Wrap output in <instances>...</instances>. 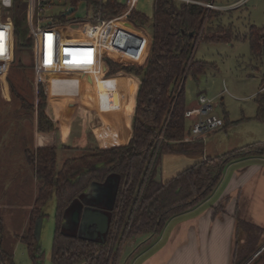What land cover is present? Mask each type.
I'll return each instance as SVG.
<instances>
[{"label":"trees","instance_id":"trees-1","mask_svg":"<svg viewBox=\"0 0 264 264\" xmlns=\"http://www.w3.org/2000/svg\"><path fill=\"white\" fill-rule=\"evenodd\" d=\"M189 1L154 0L152 19L134 9L129 10L117 0H67L74 11L70 15L60 13L51 17L44 16L42 12L41 4L44 6L45 1L38 3L32 21L37 23L39 18L46 19L45 26L67 24L68 17L79 3L86 4L93 24L128 12L130 21L149 28L151 48L148 61L142 66L122 65L104 59L108 66L107 76L125 71L141 79L129 141L108 149H86L80 156L65 160L59 170L56 169V128L45 111L44 84L37 85V103L34 105L27 103L8 79L21 108L35 113L37 121L38 145L33 150L26 147L24 155L40 185L29 213L26 232L14 237L15 241L25 245L32 264H42V251L34 230L36 221L47 216L45 207L52 199L54 230L50 263L115 264L124 242L141 235L161 234L172 218L209 199L228 164L248 156L235 150L220 156H204L202 139L185 141L190 135L185 117V82L188 77L197 82L199 76L209 69H216L213 63L195 58L196 45L199 42L231 43L241 38L231 24H223L224 10H210L204 6L206 3L214 4L215 0ZM28 9L29 0H12L8 19L13 28V54L14 51L32 53L34 40L30 33ZM242 40L248 41L252 56L261 62L264 27L250 26ZM18 64L22 69L34 68L33 62L27 66L18 59ZM263 85L264 74L261 87ZM254 100L257 106L255 118L264 121V93L255 95ZM224 119L222 129L226 131L235 122L228 121L227 115ZM257 148L262 151L255 157H264V142ZM166 154L193 155L200 159L168 181H157L158 168ZM109 177L117 179V189L110 227L103 241L65 231L73 206L92 184L104 185ZM222 209L219 204L215 211ZM236 221V236L239 235L242 243L235 248L234 263L237 255L244 254L252 240L255 241L250 252L237 261L244 264L262 246L260 235L264 234V229L238 217ZM3 233L4 222L0 217V264H15L13 249L4 246ZM260 258L261 263L264 262V250L253 260Z\"/></svg>","mask_w":264,"mask_h":264},{"label":"crops","instance_id":"crops-1","mask_svg":"<svg viewBox=\"0 0 264 264\" xmlns=\"http://www.w3.org/2000/svg\"><path fill=\"white\" fill-rule=\"evenodd\" d=\"M117 1L126 5L129 10L134 9L152 19L154 0ZM214 5L219 10L226 9L225 5L215 2ZM36 7L35 2L29 1L31 27L39 25L59 32L53 48L54 65L46 70L43 75L46 83L43 80L42 83L45 87L60 85L62 90L73 89L81 102L78 107L82 114L79 122L74 126L75 131H71L73 139L71 144H64L63 138L61 140L57 129L55 130L56 162L59 150L75 149L80 156L86 149H108L126 144L132 135L134 109L141 79L125 71L107 76L108 66L104 59L122 65H146L151 48L149 28L130 21L128 12L103 23L93 24L89 20L90 12L88 13L86 8L81 17L77 14L69 16V22L65 25L45 26L46 19L41 21L39 18L37 23L32 21ZM260 74L263 75L261 72ZM263 92L262 86L255 95ZM199 95L194 102H186L187 109L198 105ZM73 107V105L68 106L67 113L59 120L60 123ZM223 122L225 123L224 117ZM190 125L191 120L187 119L189 129ZM208 136L209 134L203 139L204 145ZM32 142L33 147L36 148L38 133L33 135ZM220 155L222 154L215 156ZM163 157L156 180L164 182ZM178 173L171 172L172 176L169 179ZM98 186L90 188L69 211L65 231L75 225L78 231L72 234L92 240H101V237L104 239L110 227L112 209L108 210L103 205L112 195L116 196L117 179L111 177L104 185ZM258 191L264 192V157L247 156L231 162L225 167L221 180L209 199L172 218L161 234L141 235L124 242L115 264H233L237 217L258 227L253 212H247V205L253 208V199ZM243 192L245 197L241 199ZM35 196L36 192H33L32 202L25 216L23 229L26 230ZM219 204L223 209L216 212L215 208ZM85 208L93 209L95 220L86 224L89 219L86 217L81 228L80 222ZM76 210H79L80 222L71 219L72 213ZM100 217L103 221L98 224L97 218ZM108 217L109 225L104 227ZM42 227L41 219L39 237L42 234ZM36 240L38 242L39 238Z\"/></svg>","mask_w":264,"mask_h":264},{"label":"rangeland","instance_id":"rangeland-1","mask_svg":"<svg viewBox=\"0 0 264 264\" xmlns=\"http://www.w3.org/2000/svg\"><path fill=\"white\" fill-rule=\"evenodd\" d=\"M29 1L35 2L36 5L40 3V0ZM44 1L45 5L41 4V7H43V14L46 17L65 13L70 8L67 0ZM215 3L226 6L225 12L222 14L223 24H231L241 38L233 40L231 43L199 42L196 45L195 58L213 63L216 69H209L205 74L199 76L197 82L188 77L185 82V100L194 102L197 96L202 93L214 103V113L218 117L223 119L225 114L228 121L235 122L227 127L226 131L217 130L209 134L208 139L205 140L204 155L214 157L235 150L241 155L256 156L258 152L262 151L257 148V145L264 142V121L255 118L257 106L254 100V95L261 87V62L252 56L249 43L247 40H242V36L248 34V29L252 25L264 27V0H215ZM85 8L89 13L86 4L79 3L72 15L83 16ZM210 10L222 11L217 8ZM262 58L264 59V46ZM18 59L27 66L33 62L34 68H19ZM35 68L33 50L30 54L14 51L8 73L0 77V217L4 222V246L13 249L15 264H32L25 245L20 241H15L14 237L26 232V229H23L25 216L32 202L33 192L37 193L40 183L33 176L32 168L27 165L24 155L26 147L35 149L32 140L33 135L38 133L36 114L21 108L20 101L11 91L8 79L15 85L17 92L25 98L27 103L36 105L37 85L42 81ZM43 82L46 83L45 78ZM55 86L45 87L44 85L45 111L55 124L57 134L61 140L63 138L64 144H71L73 140L71 131H75L74 126L79 122L82 114L78 107L81 102L73 89L66 91L62 90L60 85ZM70 105L74 106L73 109L60 123L59 120L67 113ZM77 154L75 149L59 150L56 169L61 167L63 161L74 158L78 156ZM199 159L193 155H164L162 179L164 181L169 179L172 176L171 172L174 171L175 174L181 172ZM263 196L264 192L258 191L253 199V208L247 205V212H253L257 225L261 228L264 227ZM244 197L243 192L241 199ZM45 213L47 216L42 219V234L38 244L42 251V264H51L54 199L46 205ZM77 231L75 225L67 229V232L70 233H77ZM239 240L238 235L235 239V248L242 243ZM260 241L261 247H263L264 234L260 235ZM254 242L252 240L251 246L244 254L237 255V260L235 263L233 261V264H238L237 261L250 252ZM255 261L257 260H251L249 263L254 264ZM260 263L261 261L256 264Z\"/></svg>","mask_w":264,"mask_h":264},{"label":"built area","instance_id":"built-area-1","mask_svg":"<svg viewBox=\"0 0 264 264\" xmlns=\"http://www.w3.org/2000/svg\"><path fill=\"white\" fill-rule=\"evenodd\" d=\"M190 2L189 0H183ZM12 0H0V77L6 75L13 61L12 23L8 19ZM208 9L217 8L213 3L204 4ZM34 39L35 70L43 80L44 71L54 65L53 48L58 40L56 29L31 27ZM185 117L191 120L189 140L204 139L208 134L219 130L224 125L223 119L214 113V103L205 95H199L198 105L187 109ZM261 264H264L262 262Z\"/></svg>","mask_w":264,"mask_h":264},{"label":"water","instance_id":"water-1","mask_svg":"<svg viewBox=\"0 0 264 264\" xmlns=\"http://www.w3.org/2000/svg\"><path fill=\"white\" fill-rule=\"evenodd\" d=\"M74 11V7H70L66 12H65V14L66 15H70L72 12ZM31 33V35H32V32H30ZM261 63H262V67H261V73L262 74H264V59L262 58L261 59ZM111 179V177H109L108 179H107V181H109ZM96 187H99L97 184H92L91 185V187L90 188H96ZM88 192V191H87ZM114 200H115V194L114 195H112L111 196V199L106 203V204H104L103 206L106 208V209H108V210H111L112 209V207H113V202H114ZM86 217H89V219L86 221V224H89V223H91V222H93L94 220H95V217H94V213H93V209H91V208H85V209H83V216H82V220H81V222L79 221V210H76V211H74L73 213H72V215H71V219L73 220V221H75V222H80V225H81V228L83 227V223L85 222V220H86ZM105 219V218H104ZM109 220H110V218L108 217L107 219H106V223H105V225H104V227H108V225H109ZM101 221H103V218L102 217H100V218H97V223L98 224H101ZM263 229H264V227H263ZM40 230H41V218H39L37 221H36V225H35V230H34V237H35V239H38L39 238V234H40ZM86 238H88V237H86ZM88 239H90V238H88ZM101 240L103 241V238L101 237ZM264 250V246L263 247H261V249L259 250V251H257L245 264H249V262L251 261V260H253L256 256H258L262 251ZM261 260V258L260 259H258L257 261H256V263L257 262H259Z\"/></svg>","mask_w":264,"mask_h":264}]
</instances>
